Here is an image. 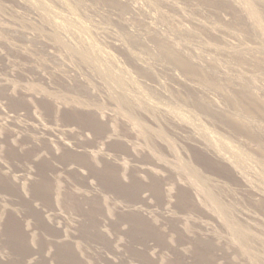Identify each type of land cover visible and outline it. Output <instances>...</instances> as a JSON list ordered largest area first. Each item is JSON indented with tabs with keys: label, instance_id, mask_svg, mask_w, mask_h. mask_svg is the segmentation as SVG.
Segmentation results:
<instances>
[{
	"label": "rangeland",
	"instance_id": "1",
	"mask_svg": "<svg viewBox=\"0 0 264 264\" xmlns=\"http://www.w3.org/2000/svg\"><path fill=\"white\" fill-rule=\"evenodd\" d=\"M0 264H264V0H0Z\"/></svg>",
	"mask_w": 264,
	"mask_h": 264
}]
</instances>
